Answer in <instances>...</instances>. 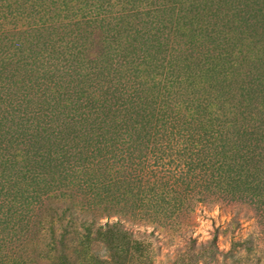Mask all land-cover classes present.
Instances as JSON below:
<instances>
[{
	"label": "rangeland",
	"instance_id": "rangeland-1",
	"mask_svg": "<svg viewBox=\"0 0 264 264\" xmlns=\"http://www.w3.org/2000/svg\"><path fill=\"white\" fill-rule=\"evenodd\" d=\"M0 264H264V0H0Z\"/></svg>",
	"mask_w": 264,
	"mask_h": 264
},
{
	"label": "trees",
	"instance_id": "trees-1",
	"mask_svg": "<svg viewBox=\"0 0 264 264\" xmlns=\"http://www.w3.org/2000/svg\"><path fill=\"white\" fill-rule=\"evenodd\" d=\"M124 94H125V92H124ZM212 123H213V120H212ZM198 129H200V128H198ZM207 134H208L207 130L205 131V133L203 135L200 132H198L197 136H198L199 142H200V140L202 141V137H203V141H206L207 143H210V144L213 143V140H211V139H215L216 138L215 134L214 133L208 134V135ZM24 144L28 145V142H24Z\"/></svg>",
	"mask_w": 264,
	"mask_h": 264
}]
</instances>
